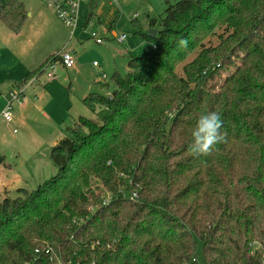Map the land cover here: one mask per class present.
<instances>
[{
	"label": "trees",
	"instance_id": "trees-1",
	"mask_svg": "<svg viewBox=\"0 0 264 264\" xmlns=\"http://www.w3.org/2000/svg\"><path fill=\"white\" fill-rule=\"evenodd\" d=\"M99 1L87 4L85 26L100 19ZM167 4L165 16L148 17L156 37L132 21L156 49L99 82L114 86L113 98L94 91L83 100L96 119L66 127L50 151L57 173L0 199V264H264V0ZM27 16L23 1L0 0L13 33ZM240 50L243 63L213 89ZM209 111L221 116L223 140L193 155L191 133Z\"/></svg>",
	"mask_w": 264,
	"mask_h": 264
},
{
	"label": "rangeland",
	"instance_id": "rangeland-1",
	"mask_svg": "<svg viewBox=\"0 0 264 264\" xmlns=\"http://www.w3.org/2000/svg\"><path fill=\"white\" fill-rule=\"evenodd\" d=\"M28 1L33 2L31 7H35L34 12L41 11L40 18L36 15L20 34L10 31L0 20V113L13 101L12 121L0 115V182L5 183L0 189V199L5 198L2 193L5 186L10 190V197L16 198L20 195L17 187L32 191L57 173L50 151L57 140L67 135L66 127L77 122L80 115L96 119L95 113L87 108L83 100L94 91L103 92L97 83L98 80L102 81L99 72L102 70L101 74L106 73L109 80L115 71L125 75L131 56L153 51V45L143 35L135 34L132 23L134 15L138 14L145 32H149L148 17L165 16L168 7L167 0H112V4L110 0H100L95 11L100 19H93L91 25L85 28L89 2L83 3L79 13L81 28L75 31V37L69 43L78 52L75 69L57 64L56 77L48 78L44 73L42 83L38 82L40 77H34L30 82L36 83L27 95L30 99L23 96L19 102L14 101L13 94L21 91L18 88L20 79L40 67L49 57L57 55L56 47L60 43L52 42V36L61 34L64 37L66 34L67 40L70 37L68 28L65 29L51 7L40 0ZM175 1L170 0L171 3ZM93 31L103 39L102 44H97L91 38ZM219 33L209 38L206 44L216 45ZM124 34L127 35L124 42L115 37ZM197 52L189 55L178 67L181 75L184 64L190 62ZM245 56V51H238L230 63L217 71L212 81L213 89L220 88L228 75L243 63ZM94 61L100 66H95ZM109 80L102 82L109 83ZM113 87L105 89L104 93L110 95ZM23 105L28 109L22 111ZM110 197L109 193L106 194L104 203H108ZM198 247V251H201V245Z\"/></svg>",
	"mask_w": 264,
	"mask_h": 264
},
{
	"label": "built area",
	"instance_id": "built-area-1",
	"mask_svg": "<svg viewBox=\"0 0 264 264\" xmlns=\"http://www.w3.org/2000/svg\"><path fill=\"white\" fill-rule=\"evenodd\" d=\"M49 7H51L55 13V15L62 21V23L70 30L71 32V38L75 37L76 30L78 28H81L80 23H79V18H80V8L81 5L85 2H90L91 0H43ZM135 18L138 17V14L134 15ZM91 25V23L89 24ZM88 25V26H89ZM117 40L120 42H124L126 39L127 35H120L116 36ZM91 38H93L97 43H102L103 39L100 37V35L93 31L91 34ZM154 49L156 47L154 46ZM60 59L58 61L54 62H49L45 66V74L48 78H53L55 76V70L57 68V64H62L66 68L71 69L75 67V54L74 51L71 48H66L58 55ZM95 65H98L96 61L93 62ZM44 75V74H43ZM102 79L106 80V75L102 74L101 75ZM21 91L19 94H13L14 101H19L21 102V98L23 97V90L20 89ZM13 102V101H12ZM12 102L8 103V105L5 107L4 111L2 112V115L7 121H12V114H11V109H12ZM111 196V195H110ZM137 194L134 193L132 197H136ZM111 198V197H110ZM52 258V257H50ZM24 264H30V262H25Z\"/></svg>",
	"mask_w": 264,
	"mask_h": 264
},
{
	"label": "clouds",
	"instance_id": "clouds-1",
	"mask_svg": "<svg viewBox=\"0 0 264 264\" xmlns=\"http://www.w3.org/2000/svg\"><path fill=\"white\" fill-rule=\"evenodd\" d=\"M188 41L180 39L178 46L186 48ZM222 127V119L219 113L209 111L201 113L195 123L191 133L192 141L188 150L193 155H206L213 146L223 140V134L220 131Z\"/></svg>",
	"mask_w": 264,
	"mask_h": 264
},
{
	"label": "crops",
	"instance_id": "crops-1",
	"mask_svg": "<svg viewBox=\"0 0 264 264\" xmlns=\"http://www.w3.org/2000/svg\"><path fill=\"white\" fill-rule=\"evenodd\" d=\"M21 1H23L24 2V4H25V6L27 7V11H28V19H27V22H26V25L24 26V28H23V30L25 29V27L27 26V24H28V22L30 21V20H33L34 18H35V16L37 17V18H40V13H41V11L39 10V11H37V12H34L35 11V7H31V4L33 3V2H29L28 0H21ZM41 2H43L44 4H46L43 0H40ZM112 0H110V4H112V3H114V2H116L117 0H115L114 2H111ZM34 4H35V2H34ZM47 5V4H46ZM48 6V5H47ZM49 7V6H48ZM54 13V12H53ZM54 15H55V13H54ZM56 16V15H55ZM58 18V17H57ZM61 21V20H60ZM62 22V21H61ZM65 26V25H64ZM90 26V25H89ZM86 27H88V26H85V28ZM65 29H67V27L65 26ZM22 30V31H23ZM21 31V32H22ZM67 32H69V36L70 37H68V40L66 39V34L64 35V37H62L61 36V34L60 35H57V36H55V37H53L52 36V42H54V43H60L59 45H58V47H56V48H58V52H57V55L60 53V51H62V50H64V49H66V48H71L73 51H74V54H75V59H76V55H77V49H75V48H73V46H69V43H71V41L73 40L72 38H71V32L67 29ZM113 33L114 34H116V32L115 31H113ZM116 37V36H115ZM117 38V37H116ZM126 39H127V37H126ZM125 39V40H126ZM50 41V40H49ZM97 43V42H96ZM103 43V42H102ZM102 43H97V44H102ZM153 49H154V46H153ZM95 65V64H94ZM42 66V65H41ZM62 66H64V65H62ZM76 66V65H75ZM95 66H100V64H98V65H95ZM65 67V66H64ZM39 68V67H38ZM66 68V67H65ZM37 69V68H36ZM36 69H34V70H36ZM68 69V68H67ZM72 70L73 69H75L74 67L73 68H71ZM33 71V70H32ZM32 71H30V72H32ZM102 71V70H101ZM101 71L99 72V74L100 75H102V74H105L106 75V80H109L108 79V76H107V74L106 73H104V72H102V74H101ZM30 72H28V73H30ZM28 74H26L24 77H22V79L23 78H25L26 76H27ZM43 76V75H42ZM42 76H40V78H38V82H41L42 83V81H41V79L43 78ZM54 77H56V72H55V76ZM53 77V78H54ZM22 79H20V81H19V83L18 84H21V80ZM101 79V78H100ZM104 79H102V81H103ZM37 81V80H36ZM96 81V80H95ZM101 80H98L97 81V83H99V82H102ZM30 82V81H29ZM36 82L34 81H31L30 83H29V85H27V86H24V88L22 89L23 90V95L22 96H27L28 94H29V91H30V88L31 87H33L34 86V84H35ZM20 87V85H18V88ZM91 92V91H90ZM104 92V91H103ZM86 97V96H85ZM27 98L28 99H30L28 96H27ZM85 99V98H84ZM28 103V102H27ZM26 103V104H27ZM34 103H36V101H34ZM25 104V105H26ZM25 105H23V107L25 106ZM5 109V108H4ZM4 109L1 111V113H0V115L4 118V116L2 115V112L4 111ZM28 109V106H25L24 107V109H22V111H24V110H27ZM46 116H48V114L46 113L45 114ZM81 116V115H80ZM5 119V118H4ZM61 140V139H60ZM59 140V141H60ZM58 140L56 141V143L54 144V145H56V144H58V142H59ZM4 159V158H3ZM5 183H3L2 181L0 182V189L2 188V186L4 185ZM19 188H22V187H17V189H19ZM9 188L7 189V187L5 186V189L2 191V193H3V197H6V196H11V195H9Z\"/></svg>",
	"mask_w": 264,
	"mask_h": 264
},
{
	"label": "water",
	"instance_id": "water-1",
	"mask_svg": "<svg viewBox=\"0 0 264 264\" xmlns=\"http://www.w3.org/2000/svg\"><path fill=\"white\" fill-rule=\"evenodd\" d=\"M157 32H158V29H152V28H150V30H149L148 33H149V35H151L152 37H156ZM110 98H113V95L110 94Z\"/></svg>",
	"mask_w": 264,
	"mask_h": 264
}]
</instances>
